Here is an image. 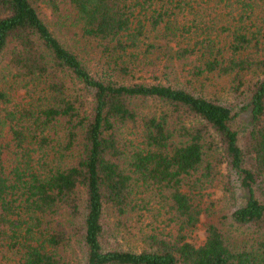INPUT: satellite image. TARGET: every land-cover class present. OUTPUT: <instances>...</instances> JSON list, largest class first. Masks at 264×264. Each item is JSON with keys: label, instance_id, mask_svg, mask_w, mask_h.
<instances>
[{"label": "trees", "instance_id": "1", "mask_svg": "<svg viewBox=\"0 0 264 264\" xmlns=\"http://www.w3.org/2000/svg\"><path fill=\"white\" fill-rule=\"evenodd\" d=\"M0 264H264V0H0Z\"/></svg>", "mask_w": 264, "mask_h": 264}, {"label": "rangeland", "instance_id": "2", "mask_svg": "<svg viewBox=\"0 0 264 264\" xmlns=\"http://www.w3.org/2000/svg\"><path fill=\"white\" fill-rule=\"evenodd\" d=\"M45 10H43L42 15L44 17V19L48 22H50V14L51 11L48 8H44ZM218 81H208L207 83L204 84V86H202V83H197L196 86L200 87V89L203 88V90L205 91V93H207V95H211V96H215V97H220L221 99L225 100V101H235V96L233 91L231 90L232 85H234L233 82V77L232 76H227L224 79H217ZM249 122V117H247L246 115H242L241 117H239V120L237 121L236 126L239 127L240 129L245 128L246 124ZM212 191V195L211 196H206V198L208 199V201H210V197L214 198V197H218L221 195L222 190H221V186H216L214 189H211ZM207 236V232L204 229V226L199 225L191 234L190 239L191 241H193L196 244H200L202 243Z\"/></svg>", "mask_w": 264, "mask_h": 264}]
</instances>
